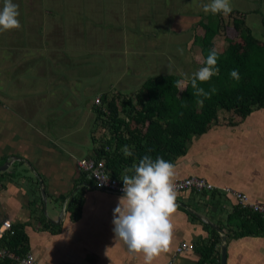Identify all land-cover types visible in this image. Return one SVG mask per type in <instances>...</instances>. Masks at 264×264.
Returning <instances> with one entry per match:
<instances>
[{
    "label": "crops",
    "instance_id": "1",
    "mask_svg": "<svg viewBox=\"0 0 264 264\" xmlns=\"http://www.w3.org/2000/svg\"><path fill=\"white\" fill-rule=\"evenodd\" d=\"M233 1L231 13L208 15L197 11L196 0H13L19 5L18 19L23 25L19 36L27 41L23 46L12 45L5 49L4 57L0 56V166L8 162L0 169V221L22 225L26 252L35 264H144L142 253L129 252L114 238L113 210L122 195L95 187L76 166L78 158L93 152L90 137L84 135V119L93 112L92 101L76 94V102L68 95V105L63 109L72 119L65 124L61 119L54 121L61 111L51 104L65 92L53 93L54 86H37V81L52 74L51 83L57 85L53 78H62L60 73L74 80L76 76H68L69 70L74 73L99 62L106 70V60L114 65L116 77L146 73L142 64L134 65L145 59L155 69L149 77L161 75L155 73L166 66L159 65L156 56L166 54L165 60H177L173 45L177 42L180 46L181 41L184 58L190 54L199 65L200 23L216 30L211 39L216 51H222L227 41L238 40L233 22L245 24V17L235 6L239 5L237 0ZM248 11L257 13L254 8ZM53 21L57 29L51 28ZM229 26L236 37L225 30ZM7 31V38L14 36ZM83 32L89 33L85 40ZM149 41H166L168 48L150 52L154 44ZM219 41L224 43L218 45ZM73 54L79 55V60L70 66L66 57ZM65 63L69 65L63 66ZM9 73L14 78L11 83L5 80ZM76 79L74 83H81ZM69 84H73L72 79ZM173 166L171 182L196 176L209 182L212 190L176 193L175 201L184 207L175 203L182 209L176 208L170 217L173 228L169 245L152 264H197L199 253L192 245L208 234L202 227L207 221L224 235L229 234L225 236V264H264V234L230 235L235 220L227 216L237 203L223 192L228 188L242 193L249 203L264 204V106L243 118L230 110H218L206 131L186 141ZM72 195L79 201L74 217L68 209ZM181 242L191 247L177 251ZM219 244L220 239L208 264H219Z\"/></svg>",
    "mask_w": 264,
    "mask_h": 264
},
{
    "label": "trees",
    "instance_id": "2",
    "mask_svg": "<svg viewBox=\"0 0 264 264\" xmlns=\"http://www.w3.org/2000/svg\"><path fill=\"white\" fill-rule=\"evenodd\" d=\"M200 25L203 34L199 42V68L205 66L213 49L211 39L216 33L210 24ZM233 28L238 40L227 41L225 48L217 51L218 73L209 81H198V86L205 92L216 89L210 98L193 95L192 74L182 89L175 86L180 77L167 73L146 78L131 94L120 93L108 99L104 92L101 95L104 106L99 100L92 105L95 116L101 117L100 124L108 123L109 135L102 142L100 138L91 136L94 145L91 157L102 159L107 172L123 182V176L132 175L128 170L146 154L153 159L162 157L173 164L176 156L184 152L186 141L192 135L206 131L216 120L218 110H230L243 118L252 110L263 107L264 42L257 39L242 21L233 22ZM232 70L238 71L239 79L230 76ZM125 146L132 155L125 156ZM78 205L77 196L72 195L68 204L71 217L75 216ZM176 208L182 209L179 206ZM227 218L235 220V229L230 234L234 237L264 234V219L247 208L233 204ZM11 227L13 232L1 238L0 246L14 254H23L27 250V238L22 225ZM202 227L208 234L192 247L199 253L197 264H208L219 235L206 223ZM225 236L229 234L225 233ZM0 264L15 262L9 257H2Z\"/></svg>",
    "mask_w": 264,
    "mask_h": 264
},
{
    "label": "clouds",
    "instance_id": "3",
    "mask_svg": "<svg viewBox=\"0 0 264 264\" xmlns=\"http://www.w3.org/2000/svg\"><path fill=\"white\" fill-rule=\"evenodd\" d=\"M202 7L205 13L212 14L227 15L232 11L231 0H209ZM18 17L19 5L13 3V0H3V7L0 8V31L18 29ZM217 60L218 53L213 48L207 56L205 66L192 74L190 83L194 89L193 95L210 98L215 93V88L205 92L198 86V81H209L218 73ZM230 76L239 79L237 70H232ZM181 84L182 81H177L175 86L180 88ZM123 151L125 156L132 155L128 146ZM128 171L133 174L123 176V195L118 198L113 210L114 238L122 241L129 252L142 253L144 264H152L153 259L166 250L170 242L173 228L170 217L176 209V193L171 182L174 166L162 157L153 159L146 154Z\"/></svg>",
    "mask_w": 264,
    "mask_h": 264
},
{
    "label": "rangeland",
    "instance_id": "4",
    "mask_svg": "<svg viewBox=\"0 0 264 264\" xmlns=\"http://www.w3.org/2000/svg\"><path fill=\"white\" fill-rule=\"evenodd\" d=\"M105 1L106 0H103L104 3H105ZM249 1L251 2V0H245V3H243L242 0H237L239 5H235V6H237L236 7L237 9H239L238 12H241L242 16L245 17L244 22L248 26V28L250 29L251 33L257 39L264 42V0H255L254 4H250ZM196 2H197V11L203 12L202 6H203V4L208 3L209 0H196ZM231 2L234 3L233 0H231ZM2 3H3V1H2ZM2 7H3V5H2ZM250 8L257 9V13L248 11ZM207 14L210 15L211 12H208ZM51 23H52L51 28L57 29V25H58L57 22L53 21ZM22 27H23V25L20 23V27L18 29H13L14 33L12 32V29H11V33L14 36H9V38H7V35H6V33L8 32L7 30L1 31V34H2L0 37V51H1L0 56L1 57H4L5 52H7L5 49H11L12 45L13 46L16 44L21 45V46L25 45L24 43H25V41H27V39L21 38L19 36V33H20ZM231 29H233V28H231L229 26V28L225 29V30L231 31V33L233 34L232 36L236 37V33L234 32V30H231ZM88 35H89V33L83 32L81 36L85 40ZM95 35H96V33H95ZM53 40L56 41L57 38H54ZM9 41H17V42L16 43L11 42V44H10ZM57 41H60V39H58ZM222 43H224V41H219L218 45H221ZM149 44H154V46H153L154 48H150V49H152V50H150V52H152L154 50H160V49L162 50V49L168 48L165 45L166 41H149ZM155 45H156V47H155ZM181 46H182V50H183V48H184L183 41H181L180 46H177V42L173 45V48L175 49L174 52H176L175 55H176V59H177L175 61L165 60V58L167 57L166 54H164V55L161 54L160 56L159 55L156 56V57L160 58V61H157L158 64L166 66V69L163 71H159L155 74H166V73H174L175 74V71H176V73L181 76V80H180V81H182L181 85H184V83H185L184 81H186V79L188 78L189 75L196 72L199 69V66L195 65L196 62L193 60L192 55L187 54L188 58H184V55L181 54V51H180ZM70 48L71 47H68V51H67L68 53L71 52ZM173 48L171 47V45L169 46V49L171 51H173ZM179 55L181 57L183 55L181 60H180ZM78 56L79 55H77V54H73L69 57H66L70 61V66L75 61L79 60ZM119 57H121V56H119ZM198 57H200V55ZM102 58H104V57H102ZM168 59H169V57H168ZM106 61H107V69L106 70H104L105 66L101 62L95 63L97 65H93V64L85 65L86 68L79 66L80 67L79 70L78 71L74 70V73L70 72V70H69L68 76L69 75L70 76H76V78H78V80L82 84L81 83L78 84V82L74 83V81L77 80L76 78L74 80H73V77L72 78H66L67 76L63 73L61 74L60 72H59L60 77L63 75L62 78H59V79L53 78L57 81V85L51 83L52 74L48 75L46 78H42V79L40 78L41 80H38L36 78V80H38L37 81L38 83H36V85L38 84L37 86L46 85L50 89L52 88L51 86H54L55 88H54L53 93H55L56 91L57 92L58 91L59 92H63V91L65 92L62 95V97H60V98L57 97V99H54L55 101L51 104L52 108L57 107L61 111V112L56 113L55 117H53L54 121L56 119H61L62 123L65 124V123H68L72 119L71 116H69L68 111H65L63 109V107H66L68 105V101H69V98H67L68 95H70V96L72 95L71 97L76 102H79L77 100V98H75L76 94H78L80 96V98H83L85 96V100L87 98H89L90 102L92 101V104L96 105L94 100L96 98H98V100L101 103V98H102L101 95L104 92H105L104 93L105 96L108 99L111 96L116 97L120 93H122V94L123 93H125V94L134 93L135 90H137L138 86H140L141 82L143 80H145L146 78H149V76L151 74H153V72H155V69L152 70L150 68V64L148 65V60L145 59L142 62L136 61L134 63V65L135 64H137V65L142 64V67L145 68L146 73H142L137 77L135 73L133 75H130L129 73H127L128 71L126 70L125 72L127 73L126 74L127 76H125L124 74H121V76L116 77V76H113L114 68H112V67L114 65L110 61H108V60H106ZM179 61H180V63H179ZM189 61H191V62H189ZM113 62H115V64H116L117 61H113ZM65 65H69V63H65L63 66H65ZM197 66H198V68H197ZM157 68H158V65H157ZM158 69H160V68H158ZM149 70H151V71H149ZM77 74H80V75L78 76ZM56 75H57V73H56ZM12 77L13 76L11 75V73H9V76L5 77L6 82L11 83L12 80L14 79ZM70 79H72L73 84L68 85V82ZM39 81L41 82V84H39ZM80 85H83L85 87V90H82V87H80ZM78 87H80V88H78ZM182 87H180L179 89H181ZM95 93H96V95H95ZM39 98H43V95H41ZM63 104H66V105L63 106ZM101 105L104 106V104H102V103H101ZM38 106H39L38 110H40V105H38ZM90 112L92 114L91 115L87 114L86 118L84 119V122H85L84 125L86 126V132L84 133V135H85L86 139L87 138L89 139V137H90V141H91V136L93 135L95 137L100 138V140L102 142L109 135V132H108L109 129L107 128L108 123L100 124L101 117L97 118L95 116V112L94 111L92 112V110ZM88 126H89V128H88ZM87 146H90L89 142H88ZM85 148H87V147H85ZM84 152L85 151L83 150V153ZM190 196H193L195 198H200L198 195H194V194H190Z\"/></svg>",
    "mask_w": 264,
    "mask_h": 264
},
{
    "label": "built area",
    "instance_id": "5",
    "mask_svg": "<svg viewBox=\"0 0 264 264\" xmlns=\"http://www.w3.org/2000/svg\"><path fill=\"white\" fill-rule=\"evenodd\" d=\"M98 103V99L94 100ZM77 168L83 172L88 178H90L95 187L107 192L123 195L122 188L123 182L119 179L111 176L106 168L102 159H94L93 157L86 156L76 160ZM175 193L192 192L199 193L202 191H211L212 185L205 181L203 178L196 176H186L180 179H176L172 182ZM224 195H230L234 197L237 205L242 208H248L249 210L258 213L264 219V204L261 203H249L245 196L237 191H231L228 188H224ZM13 232L11 224L8 220L0 221V240L4 235L11 234ZM190 244L179 243L176 250L190 248ZM9 257L15 264H35V261L31 254L25 252L17 255L9 251L8 249L0 246V258Z\"/></svg>",
    "mask_w": 264,
    "mask_h": 264
},
{
    "label": "water",
    "instance_id": "6",
    "mask_svg": "<svg viewBox=\"0 0 264 264\" xmlns=\"http://www.w3.org/2000/svg\"><path fill=\"white\" fill-rule=\"evenodd\" d=\"M8 162L3 163L0 166V169H4L6 164ZM40 193L42 195V197H44V191L41 188L40 189ZM175 203H178L177 201H175ZM181 207H184V205H182L181 203H178ZM50 222L53 223V221L51 220ZM211 228H213L214 230H216L219 233V239H220V244H219V264H225V259H226V252H225V235L222 233L221 229L214 225L213 223L207 221L206 222Z\"/></svg>",
    "mask_w": 264,
    "mask_h": 264
}]
</instances>
